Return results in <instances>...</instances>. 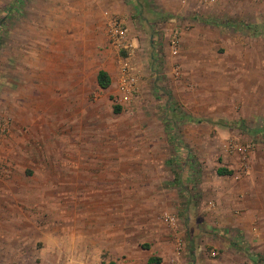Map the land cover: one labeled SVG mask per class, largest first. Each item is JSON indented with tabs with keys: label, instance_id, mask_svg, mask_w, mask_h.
<instances>
[{
	"label": "rangeland",
	"instance_id": "obj_1",
	"mask_svg": "<svg viewBox=\"0 0 264 264\" xmlns=\"http://www.w3.org/2000/svg\"><path fill=\"white\" fill-rule=\"evenodd\" d=\"M125 57L137 91L120 105ZM2 125V211L75 255L167 262L179 237L209 263L264 264V0H0Z\"/></svg>",
	"mask_w": 264,
	"mask_h": 264
},
{
	"label": "crops",
	"instance_id": "obj_2",
	"mask_svg": "<svg viewBox=\"0 0 264 264\" xmlns=\"http://www.w3.org/2000/svg\"><path fill=\"white\" fill-rule=\"evenodd\" d=\"M167 6L171 8L173 3ZM3 205L9 209L12 204L0 203V264H101L97 260V253L83 252L81 242L76 243L75 241L78 251L75 255L70 251V248L66 247L65 242L68 240L66 233L54 228L48 229V225L42 221H36L29 215L30 211H25L23 216H17L14 212L2 211L5 209ZM28 207L30 206L25 203V209ZM34 241H41V245L35 248ZM179 246L177 239L173 241V249L165 246V255L173 253V260L169 258L165 262V260L159 261L157 257H154L159 254V250L156 248L149 250L151 252L146 256V248L143 246L129 248L122 244L120 249L107 252L106 256L102 258V262L104 264H172V262H177V264H233L223 255L209 263L208 256L201 250H192L190 254L187 253V250L179 251ZM84 247L86 246L84 245ZM3 248L9 251L5 252ZM215 254L217 252L214 250L210 252L211 257H214ZM150 258H154V260L148 263Z\"/></svg>",
	"mask_w": 264,
	"mask_h": 264
},
{
	"label": "built area",
	"instance_id": "obj_3",
	"mask_svg": "<svg viewBox=\"0 0 264 264\" xmlns=\"http://www.w3.org/2000/svg\"><path fill=\"white\" fill-rule=\"evenodd\" d=\"M108 26L110 29L111 35L115 38H117L116 42L118 44H121L119 41L120 39H124L126 36V28L123 25L122 21L118 18H109L108 20ZM172 43H173V38H172ZM122 47L128 49L127 45L122 42ZM129 55V53H128ZM129 57H125L123 59L122 63V69H121V75L118 78V81L115 85V101L117 104L124 105L128 104L131 102L132 97L137 91V86H136V75L130 65V61L128 59ZM5 129V125H2L0 127V132ZM0 159H1V151H0ZM168 221L171 224H174V218L169 216ZM177 239V244L180 245V238L176 237ZM172 264H177V262H172Z\"/></svg>",
	"mask_w": 264,
	"mask_h": 264
},
{
	"label": "trees",
	"instance_id": "obj_4",
	"mask_svg": "<svg viewBox=\"0 0 264 264\" xmlns=\"http://www.w3.org/2000/svg\"><path fill=\"white\" fill-rule=\"evenodd\" d=\"M96 79H97L98 86L101 87L102 89L108 88V86L110 85V82H111L110 81V77L108 76L107 72L105 70H103V69H99L97 71ZM119 109H120V107L118 105L114 106V110L116 112H118ZM153 260H154V258H150L148 263H150Z\"/></svg>",
	"mask_w": 264,
	"mask_h": 264
}]
</instances>
